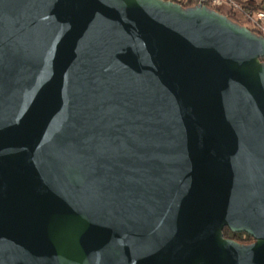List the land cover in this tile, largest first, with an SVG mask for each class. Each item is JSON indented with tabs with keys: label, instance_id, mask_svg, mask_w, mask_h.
I'll list each match as a JSON object with an SVG mask.
<instances>
[{
	"label": "water",
	"instance_id": "1",
	"mask_svg": "<svg viewBox=\"0 0 264 264\" xmlns=\"http://www.w3.org/2000/svg\"><path fill=\"white\" fill-rule=\"evenodd\" d=\"M263 59L208 7L0 0V264H264Z\"/></svg>",
	"mask_w": 264,
	"mask_h": 264
},
{
	"label": "built area",
	"instance_id": "2",
	"mask_svg": "<svg viewBox=\"0 0 264 264\" xmlns=\"http://www.w3.org/2000/svg\"><path fill=\"white\" fill-rule=\"evenodd\" d=\"M183 6L193 1V6L208 7L224 11L246 28L264 39V10L258 8L255 0H164ZM264 61V59H263Z\"/></svg>",
	"mask_w": 264,
	"mask_h": 264
},
{
	"label": "trees",
	"instance_id": "3",
	"mask_svg": "<svg viewBox=\"0 0 264 264\" xmlns=\"http://www.w3.org/2000/svg\"><path fill=\"white\" fill-rule=\"evenodd\" d=\"M183 7L185 8H191V7H195L193 6V1H190L188 4H184ZM217 11L218 13H220L223 16H226L227 18H229L230 20H232L234 23L240 24L241 26H243L239 21L235 20L233 17H231L230 15H228L225 12H222L220 10H216V9H212ZM262 62L264 63V61L262 60ZM223 235L225 239H228L230 241H233L239 245H249L251 243H253V239L250 238L248 235H246L245 233H232L230 230L225 229L223 231Z\"/></svg>",
	"mask_w": 264,
	"mask_h": 264
},
{
	"label": "crops",
	"instance_id": "4",
	"mask_svg": "<svg viewBox=\"0 0 264 264\" xmlns=\"http://www.w3.org/2000/svg\"><path fill=\"white\" fill-rule=\"evenodd\" d=\"M255 4L258 8L264 10V0H255Z\"/></svg>",
	"mask_w": 264,
	"mask_h": 264
},
{
	"label": "rangeland",
	"instance_id": "5",
	"mask_svg": "<svg viewBox=\"0 0 264 264\" xmlns=\"http://www.w3.org/2000/svg\"><path fill=\"white\" fill-rule=\"evenodd\" d=\"M222 12H224V11L222 10ZM241 24H242L244 27H246V26H245V23H244L243 21L241 22Z\"/></svg>",
	"mask_w": 264,
	"mask_h": 264
}]
</instances>
